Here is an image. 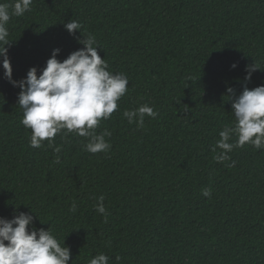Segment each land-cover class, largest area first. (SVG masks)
I'll use <instances>...</instances> for the list:
<instances>
[{"label": "trees", "instance_id": "trees-1", "mask_svg": "<svg viewBox=\"0 0 264 264\" xmlns=\"http://www.w3.org/2000/svg\"><path fill=\"white\" fill-rule=\"evenodd\" d=\"M71 19L82 25L73 35ZM6 27L13 80L33 67L39 76L54 49L62 62L92 34L129 90L96 129L111 131L108 152L62 132L56 153L47 140L30 147L20 89L0 68V218L32 214L35 228L65 238L68 264L101 252L108 264H264V149L245 145L222 163L212 151L235 125L227 88L234 99L264 85V0H33ZM253 64L260 70L245 81ZM144 104L158 116L129 124L123 112Z\"/></svg>", "mask_w": 264, "mask_h": 264}, {"label": "clouds", "instance_id": "clouds-1", "mask_svg": "<svg viewBox=\"0 0 264 264\" xmlns=\"http://www.w3.org/2000/svg\"><path fill=\"white\" fill-rule=\"evenodd\" d=\"M32 3L33 0L0 3V68L3 69L4 78L20 89L17 104L23 112L21 124L31 131L30 147L42 148V142L47 140V147L59 153L60 148L54 146V138L63 132L65 137L75 133L86 138L84 150L89 153L108 152L111 144L105 137H111V131L105 129L97 134L96 129L101 120L110 119L117 111L118 101L129 90V79L123 73L114 74L107 70L109 65L98 55L99 45L95 36L88 34L79 40L83 47L70 53L62 62L57 59L60 50L54 49L39 76L33 67L28 70L26 78L20 81L12 79L6 47L11 41L6 25L12 16L19 17L30 11ZM64 28L69 35H73L82 25L71 19L64 24ZM231 67L235 68L236 65ZM256 70L260 69L255 64L246 68L245 81H250ZM226 91L232 101L235 125L225 126L219 132V139L212 149L214 153L220 150L213 157L218 163L229 161V153L245 145H251L256 150L264 149V85L251 90L245 86L234 99V90L229 87ZM146 116L155 119L158 112L147 104L123 112L128 123H135L138 128L144 127ZM234 135L237 139L232 143L230 141ZM56 163H60L59 156ZM202 195L210 197L211 190L203 189ZM103 201L104 197L100 196L95 211L103 215L107 223ZM69 211H77L75 202ZM33 219L32 214L24 212L14 215L12 219L0 218V264H68L71 251L65 246V238L61 243L49 227L47 230L35 228ZM109 259L101 252L92 257L88 264H108ZM115 259L119 262L121 258L116 256Z\"/></svg>", "mask_w": 264, "mask_h": 264}]
</instances>
